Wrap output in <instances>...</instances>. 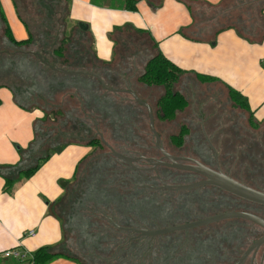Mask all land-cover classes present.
Instances as JSON below:
<instances>
[{
    "label": "rangeland",
    "instance_id": "rangeland-1",
    "mask_svg": "<svg viewBox=\"0 0 264 264\" xmlns=\"http://www.w3.org/2000/svg\"><path fill=\"white\" fill-rule=\"evenodd\" d=\"M17 1L19 3V13L26 23L29 24V27H31V31L35 38L40 40L42 45L46 44V42L50 45L52 42H48V40L50 41L53 39L55 33L58 32L52 30L51 26L50 28L45 27V29L43 27V30H41V27H39L40 25L38 26V22L40 23L42 20L41 15L38 16L34 4L26 2L27 0ZM68 1L69 3L72 2V0ZM256 1L257 0H255V2ZM113 2L116 4L122 3V0H113ZM123 2L125 3V1ZM247 2H249V0H226L224 7L220 8V12L224 15L227 14L233 19V21L237 19V22H235L240 25V30L243 34L259 38L264 34V31L261 28L262 18L258 14V10L256 11V5L249 6V3ZM261 5H264V3ZM54 8L55 7H53V9ZM60 10L59 7L56 6L55 14L52 17L51 22L57 17L65 18L64 16H67V8L62 10L65 11L64 14L60 13ZM200 10L202 12L203 10L207 11V15L208 11L215 14L211 8L206 10L201 7ZM202 12L199 14L202 15ZM256 16H259V21H257ZM222 18L227 20L226 18L228 17L222 16ZM65 19L67 22V17ZM66 22L61 26L60 32L58 33L60 36H58L57 41H55V39L52 40L54 42L51 45L52 47L58 46L60 39L69 38L72 43L69 46L73 49V57L76 58V62L78 63L76 64L79 65L82 62L81 65L85 66L86 64H83L82 61L84 53L83 49L84 47H90V45H92L91 38L87 33L84 34L80 31L77 26L69 29V27L66 26ZM54 23L55 22H53V25ZM80 23L82 22H79V24ZM3 31L4 23L0 17V84H8L10 86L14 84V86L17 87H19L20 84V86L26 88L27 84L30 83L29 80L21 77L16 71L5 72L7 67L2 68V65H11V58H5V55H2V53L8 50H12L13 52L16 50L9 44ZM131 37L132 38H128L129 43L132 42L133 39L136 41L138 40L139 42L144 43L143 45L141 44L144 49L150 44V42L147 41V38H144L143 36L137 37L133 34ZM131 44L132 43L129 45ZM125 45L123 44V46ZM153 53H155L154 48H150L149 53L144 54L140 59H138L139 56L136 57L134 61H132L133 59L131 60L130 57L127 59H120L114 64V68L105 67L100 63H96L97 68L93 72L103 78L102 80L108 88L118 90H126L130 88L132 90L133 85V89L135 88L143 98L139 95L138 96L150 104L154 115V126L161 137V145L169 153L174 156H190L192 158L200 159L201 161L206 159V161H208L213 167H220L224 173L239 181L242 179L240 182L246 185H252L253 188L254 186L264 188V119L259 126H255L252 120L250 122V115L248 112L232 105L227 87H224L221 84H204L198 82V79V81L195 80L196 82L192 80L184 82V80L181 81L183 75L173 88L174 90L182 91L181 93H183L188 100L187 107L182 109V111H179L174 118L168 120L157 118L154 112L156 100L165 92V89L161 86H150L145 89V85L140 84L137 81V77L144 70V64L147 57L153 55ZM62 94L61 90L59 93L57 92L54 94L52 97V99H54L53 101H55L56 98L58 99V96L61 97ZM64 98L63 109L65 111L70 109L68 111L74 114V116L77 118L81 117V111L84 108L83 104H80L75 100H68L67 96ZM23 102L30 103L26 97L23 98ZM54 104H57V102H54ZM124 106L125 104L122 102L121 98L113 97L112 100H110L109 107L103 105L98 108L97 120L93 126L92 135L95 134L94 130L97 131L98 133L96 132V135L103 138L113 148L117 146L116 149L114 148L116 151L119 150L118 152H120V150H127L128 154L123 152L120 153L135 158L137 159L136 161H138L139 156L147 158L154 157L153 159L163 160L161 159L162 153L156 146L155 136L151 130L148 110L145 107L141 108V111L135 109L128 110L127 107V109L123 108ZM117 108H121L120 111L123 115L118 112ZM107 110L110 111L108 112ZM36 112L39 111L36 110ZM119 115H121V118ZM182 125L188 127V133L184 137L181 146L175 145L171 141V136L173 134L178 135ZM130 127H133V130L131 134H128ZM129 138L133 139L130 143L131 148H125V145L129 143ZM94 150L95 149L89 151L93 152L91 155L92 157L90 156L85 163L81 164L77 172V181L81 185V194L84 193V198L85 196L89 197L91 187L99 189L106 185L107 178H105L106 175L104 174L107 171L112 173V175H107V177H111L114 184L117 183L121 188L127 189L128 191L135 187L136 182L133 176H131V171L126 170V168L131 167L139 170L136 161L132 162V164L128 162L129 165L126 164L127 161L125 163L114 161L113 166L116 169L114 172L112 169L113 166L108 164L110 161L105 160L102 158L103 156H101V154L105 155V153L111 151L108 146L103 149V151H100V149H97L96 151ZM142 170L144 169H141V171ZM149 175L156 177V179L158 178L161 181L156 188L157 190L160 189L165 192L164 196L162 194L158 197L155 195L157 199V201H155V206L160 208L158 212H154L157 214L152 213V211L148 213L150 216L148 221L159 226L157 228L173 226V224H164L161 217L170 222L171 219L175 221L179 214L190 216L188 217L190 219L184 220L185 222H181L180 224L202 219L219 212L232 210L252 211V213L264 218L263 206L254 204L248 200L236 198L225 190L212 187H208V189L212 190L210 191L209 198H203L202 201L191 200V204L188 205V212L183 213L182 206L179 202V193L174 192L169 194L171 189L165 187V184H190L199 181L200 177L176 172L174 168H167L166 166L161 167L159 165L154 166L153 171L150 172ZM77 181L73 182L74 185L71 187L70 193L75 189L74 186ZM61 183L64 185V183H67V180H63ZM202 189L205 191L207 190V187L206 189ZM147 193L149 194L150 199H152V192L148 191ZM209 200H211L212 203H210ZM86 202L88 203L89 201L87 200ZM150 203L151 201L149 204ZM164 204L176 209V213L172 217L166 216L165 212L164 216H162L160 210ZM87 205L88 206L86 207L88 208L84 209L85 212H87L84 213V217L87 219L90 217L88 221L89 226L91 227L89 228L88 234L94 239L89 237L88 234H82V229L77 228L76 230H66L65 240L70 243L71 247H69L67 251L71 255L78 256L81 260L90 264H156V260L163 264H199L196 262L200 260L202 262L201 264H233L257 239H259V237L264 234V231L261 228H258L255 225H250L245 228L246 232H249L247 233L249 236L246 237L249 238L242 239L240 233L235 231L233 235L226 233L227 235H224V239L218 238L217 240H209L218 235L215 233V229H212L213 225L209 224L207 227L201 226L188 230L161 234L155 237H150V239L147 240V238L141 239V236L143 235L140 236L139 233L135 231V229L146 228L141 226L140 222H137V224H120L118 221L113 220V226L119 228V230H116L110 222L108 224L105 221H100L105 217L99 213L101 210L106 211L105 215L112 219L111 216H113L112 214L115 215V213L111 210H115L116 207L109 206L108 208H104L98 205L95 208V205L92 202ZM58 209L61 211L62 208L59 207ZM149 209L151 208L149 207ZM63 210L64 209H62V212ZM82 212H84L83 209ZM153 221L157 222V224ZM146 229L156 228L149 227ZM130 230L134 231L136 234L127 233L130 232ZM239 238L240 240H245L240 246L238 245L240 244ZM88 240H98L97 247L88 244ZM125 241L128 242L129 248L120 255L117 251L118 249L115 251L116 248L113 243H123ZM87 254L94 256L87 258ZM113 254H116L115 258H111ZM96 255H99L101 258L107 257L108 260H106V263L103 262V260L99 261L101 258L95 257ZM123 258L125 261H121ZM242 264H264V244L258 248L255 256L252 251Z\"/></svg>",
    "mask_w": 264,
    "mask_h": 264
},
{
    "label": "trees",
    "instance_id": "trees-1",
    "mask_svg": "<svg viewBox=\"0 0 264 264\" xmlns=\"http://www.w3.org/2000/svg\"><path fill=\"white\" fill-rule=\"evenodd\" d=\"M13 1L16 8L18 9L19 8L18 1L17 0H13ZM138 1L139 0H125L126 9L136 11ZM26 2L33 3L36 9L39 11L40 13L39 15H41V19H42L39 23L40 25L39 27H41V30H43V27L45 29V27L50 28L51 26L52 30L58 33L60 32L61 26L65 24L66 22L65 18L67 16H64L65 18L57 17L56 19H53L52 21L55 22L54 25L53 22H51V19L55 14L56 6L59 7V10L61 9L60 13L64 14L65 11L62 10L64 8H67L66 5L67 3L64 2V0H27ZM247 3H249V6H253L254 4L256 5L257 8L256 11L258 10L259 12L258 14L262 18L261 28L264 31V5H261L262 3H264V0H257L256 2L255 0H249V2ZM53 7L55 8L53 9ZM203 8L207 10L210 7H203ZM213 11L215 12V14H213L211 11H208V14H211L212 16L207 17L208 16L207 11L203 10V12L201 11L202 16L205 17V20H208L209 18H217V21L220 22L221 24V29H224L226 27L230 28L233 26L239 27L238 30L240 32V36L248 40L249 42L258 43L264 41V34H262L259 38L247 34H243L242 31L240 30V25L236 23L237 19L233 21V19H231L227 14L224 15L222 12H220L221 10L219 8ZM222 16L224 17L227 16L228 17L226 18L227 20H224ZM0 17L4 23V31H3L4 36L9 42V44L16 49L14 52L12 50H8V52L5 51L4 53H2V55H5L4 56L5 58L7 59L11 58L10 59L11 65L9 66L2 65V68L7 67L5 72L16 71L21 77H24L30 81V83L27 84L26 88L20 86V84L19 87L14 86V84L12 85L13 87L8 84H0V87H8L13 89L15 101L22 108L29 111L37 110L39 111L38 113H40V116L37 118L35 125L34 138L30 142L28 148H26L25 150H21L22 159L20 163L16 165H0V173L4 174L3 191L9 192L14 186V183L17 181V178L32 177L41 168V166L50 159L51 154L55 152V148H57L58 146H64L68 144H82V145L90 146L92 149H95L94 151H96L97 149L103 151V149L107 147L105 144V140L99 137L98 135H96L97 131L94 130L95 134L92 135L93 126L95 125V122L97 120L98 108H100L103 105L109 107L110 100H112L113 97L121 98L122 102L125 104L123 108L125 109L128 108V110L135 109L139 111L141 108L145 106L137 102L129 93H126L124 91L119 92V91H111L106 89L103 86L100 79L97 76L93 75L94 73L93 71H95V69L97 68L96 63H100L105 67L114 68L113 66L117 61L124 58L127 59V57L129 56L128 49L131 47L132 44L134 43L140 45L144 44L143 42H139L138 40L136 41L133 39V41L130 42L132 44L129 45L130 43L128 38H132L131 36L133 34L137 35V37L143 36L144 38H147V41L152 42V45L154 47L155 46L158 47V42L154 41L152 36L150 34L148 35L147 34L148 32L144 30H140V29L134 30L129 26L116 28V30H114L113 32V36L115 40L114 58L112 61L107 62L100 60L95 55L91 33L87 29H83L80 26H78L80 31H82L84 34L87 33L90 36L92 42V45H90V47H84L83 49L84 53H83L82 61L83 64L86 65L82 66L81 65L82 62L79 65H77L78 63L76 62V58L73 57V49H71L69 46L72 43L69 38L60 39V43L58 44V46H53V47L51 44L54 41L52 40L55 39V41H57L58 36H60L58 33H55L53 39H51L50 41L48 40V42H52L50 43V45H48L49 43L47 42L46 44L42 45V42H40V40L35 38L34 34L31 31L29 32L27 38L17 39L14 36V33L11 27L9 26L5 15L3 14V12H1V9H0ZM256 17H257V21H259V16ZM24 23L26 22L24 21ZM146 34L148 35V37L146 36ZM46 41H47V37H46ZM123 44L126 45L123 46ZM24 49L26 50L30 49L29 51L30 53L28 56L31 59H29L27 56H20L19 54H17V56L14 57H10L9 55V53L11 54V52H13L12 54H14L16 53L17 50H24ZM32 51H34V53H32ZM12 58H14L15 60ZM55 67L64 68L68 71H73V73L60 72L54 69ZM185 73H187L186 69H183L181 66L177 65L171 59L166 57L161 51H158L148 60V62L144 67L143 72L137 77V81L140 84H143L147 87L161 86L165 89V92L162 95H160L156 100L154 112L157 118L166 119V120L174 118L179 111H182V109L187 107L188 105L187 98L184 96L183 93H181L178 90H174L173 88L174 85L179 81L180 77ZM196 78L199 80V82L202 83L219 81L217 77L206 74H199V73L196 74ZM227 89H228L229 98L233 106L248 112L250 115V122L252 120L255 126L261 125L263 120L259 121L256 119L255 111L252 109L248 97L244 93L235 89L232 86H227ZM60 90L62 91L63 94L61 95V97L58 96V99L56 98V100L53 101L54 100L52 99L53 95L56 94L57 92L59 93ZM65 96H67L68 100H75L80 104H83L84 108L81 111L83 116L81 114V117L77 118L76 116H74V114L68 111L70 109H67L66 111L63 109L64 108L63 102L65 100L64 98ZM24 97H26V99L30 101L29 104L23 102ZM54 102H57V104H54ZM120 109L121 108L119 109L117 108L118 112L121 113ZM107 111L109 112L110 110ZM119 117L121 118V115H119ZM132 130L133 127H130L128 130L129 132L128 134H131ZM187 133H188V127H186V125H182L179 130V134L178 135L173 134L171 136V141L175 145L181 146L184 137L187 135ZM132 140H133L132 138H129V143L125 145V148H131L130 143L132 142ZM114 148L116 149L117 146ZM120 152L127 153L128 151L120 150ZM92 153L93 152H89L78 162L76 169L74 171L73 180L68 186L67 193L56 202L57 208L55 214L62 219L65 232L68 229L76 230L77 228H80L82 229L81 230L82 234L85 235L89 233V228L91 226H89L88 219H90V217L88 219L84 217V213H87L85 212L84 209L88 208L86 206H88L87 204L91 202L95 205V208L98 205L104 208H108L109 206L116 207L115 210H111L113 213H115V215L112 214L113 215L111 216L112 219L108 218L105 215L106 211L101 210V212L99 213L103 217L105 216L103 219L100 220L101 222L105 221L108 224L110 222L112 226H113L112 224L113 220L118 221L120 224H124V223L137 224V222H140L141 226L146 228L159 227L148 221L150 217L148 213L151 211L152 213H154L155 211L158 212L160 209L158 206H155V201H157L155 195H157V197L160 194H162L163 196L165 195V192H163L160 189L157 190L156 188V186H158L159 183H161V181L158 178L156 179V177L149 175L150 172H152L153 170H147L149 172H144V170L141 171L131 167L126 168V170L131 171L132 174L131 176H133L136 182L135 187L131 188L129 191L127 189L121 188L117 183L114 184L113 179L111 177H107V175H112V173L107 171L104 174L106 175L105 178H107L106 185L104 187L103 186L100 187L99 189H95L94 187L93 188L91 187L90 188L91 192L89 197L85 196L84 198V193L81 194V187H80L81 185L77 181L78 178L77 172L81 164L85 163V161H87L88 158H90ZM101 156H103L102 158H104L105 160L110 161L108 163L110 166L114 165V161H121L124 163L126 162L124 159L116 157L111 151L105 153V155L101 154ZM126 164L129 165L128 162H126ZM112 169L114 172L116 171L114 166L112 167ZM182 173L190 176L193 175L184 171ZM193 176L199 177L200 174L195 172V175ZM74 181H77L76 185L74 186L75 189L70 193V189L74 185L73 184ZM206 187L207 190L204 191V189L202 188L206 189ZM208 187L223 190L222 188L213 185H204V186L201 185L195 188L185 189V190L183 189L172 190V191L170 190L169 194L174 192L179 193L178 194L179 202L180 205L182 206V212L187 213L188 205L191 204V200L202 201L203 198H209L210 191L212 190L208 189ZM254 188L258 190H264V188H259L256 186H254ZM148 191L152 192L151 193L152 199H150L149 194L147 193ZM232 195H234L236 198L244 199L235 194ZM87 200L89 201L88 203L86 202ZM150 201L151 203L149 204ZM209 202L212 203L211 200H209ZM252 203L264 207V205L262 204L256 202H252ZM59 207L64 209L63 212L62 209L61 211L60 209H58ZM149 207L151 209H149ZM82 209L84 212H82ZM160 211L162 213V216H164V212H165L166 216L168 217H172L176 213L175 208L169 207L166 204H164L161 207ZM188 217L190 216L179 214L178 217L175 219V221H173V219L170 220V222L173 223L166 221L165 219H163V217H161V219L164 221L163 222L164 224L175 225V224H180L181 222H185L184 220L190 219ZM154 223L157 224V222ZM207 225H203V227H207ZM210 225H213L212 229H215V233L218 235L215 238L212 237L209 240H217L218 238L224 239V235L226 233L233 235L235 231L237 233H240V237H242V239L249 238L246 237L249 236L247 235V233L249 232H246L245 228L250 225L252 226L255 225L256 227L261 228L264 231L263 227L244 218L223 219L214 223H210ZM133 226H139V225H133ZM113 227L116 230H119L118 227L115 226ZM127 233H135V232L130 231ZM89 237L94 239L91 235H89ZM143 238L144 236H141V239ZM242 239L240 240L239 238L240 240V244H238L239 246L243 243V241H245ZM88 244H91L93 247H97L98 240H88ZM113 245H115L116 248L115 251L118 249L117 251L120 255L129 248V244L126 241L123 243L122 242L113 243ZM32 255H33L34 264H48L54 259L61 256L78 259L77 261H79L81 264H90L88 262H85L84 260H81V258L78 256L71 255L67 251V249L57 250L55 247H49V246L39 247L35 252H32ZM92 256L94 255L91 254L86 255L87 258ZM115 256L116 254H113L111 258H115ZM95 257L101 258L99 255H96ZM102 260L103 262L106 263V260L108 259L107 257H102L101 259H99V261ZM121 261H125V259L123 258ZM21 262L24 263V261ZM155 263L163 264L161 262H157V260L155 261ZM196 263L201 264L202 262L200 260L197 261Z\"/></svg>",
    "mask_w": 264,
    "mask_h": 264
},
{
    "label": "crops",
    "instance_id": "crops-1",
    "mask_svg": "<svg viewBox=\"0 0 264 264\" xmlns=\"http://www.w3.org/2000/svg\"><path fill=\"white\" fill-rule=\"evenodd\" d=\"M123 1L116 4L113 0H64L68 8L66 26L71 29L78 27L79 22L86 24L95 55L107 62L114 58L116 28L144 30L158 42V47L152 42L145 49L132 44L128 49L132 61L149 53L150 48L155 53L161 51L187 70L181 81H198L197 73L217 77L219 81L204 84L232 86L241 91L248 97L256 119H264V41L249 42L240 36L239 27L221 29L217 18L205 20L199 14L200 7L220 9L226 0H139L136 11L126 9ZM0 9L14 36L27 38L31 27L24 23L14 1L0 0ZM29 51L17 50L9 55L29 58ZM153 55L147 57L144 67ZM132 90L140 96L133 85ZM0 100V165H16L22 159L21 150L28 148L34 138L40 113L19 106L13 89L8 87H0ZM91 149L82 144L62 146L32 177L17 178L9 192L3 191L4 174L0 173V252L14 247L29 252L42 246L57 250L71 247L65 240L62 219L55 214L56 202L67 193L78 162ZM63 180L68 184L62 185ZM30 230H35L36 235L30 236ZM77 260L61 256L48 264H81ZM0 264L25 263L1 257Z\"/></svg>",
    "mask_w": 264,
    "mask_h": 264
},
{
    "label": "water",
    "instance_id": "water-1",
    "mask_svg": "<svg viewBox=\"0 0 264 264\" xmlns=\"http://www.w3.org/2000/svg\"><path fill=\"white\" fill-rule=\"evenodd\" d=\"M79 26L83 29H87L86 28L87 26L84 23H80ZM54 69H56L60 72L73 73V71H68L64 68L55 67ZM93 75L97 76L100 79V81L102 82L103 86L106 89L111 90V91L127 92L137 102L144 105L148 109L149 117H150V126H151V130L155 136L156 146L163 152L164 156L170 160V162H166V161H162V160L158 159V160L153 162L151 158H145L149 163L153 164V166H156L159 164H164V165L171 166V167H174L177 169L196 172V173L205 177V179L199 180V181L194 182V183L184 184V185H182V184H178V185L165 184V187H167L168 189H171V190H180V189H189V188L200 186V185H213V186H217L219 188H222L223 190L230 192L232 194H235V195H237L241 198H244L246 200L264 205V191H261V190H258L256 188H253L249 185H246V184L240 182L239 180L235 179L234 177L224 173L222 170L214 169V168H212V167H210V166H208V165H206V164H204V163H202L196 159L188 158V160L193 162L192 164H186V163L179 162L178 160H180L181 158L170 154L167 150H165L162 147L161 137H160L159 133L156 131L155 126H154V115H153V110H152L150 104L147 103L146 101L142 100L136 94L135 91H133L131 89H129V90H118V89H114V88H108L105 85V83L103 82L102 78L98 74L93 73ZM106 144H107L108 148L117 157L122 158L131 164H132V162H135L137 160L135 158L129 157L125 154H122V153L116 151L108 142H106ZM55 150L61 151L62 146H58L57 148H55ZM64 185H66V183H64ZM51 210H52V206H51ZM229 218L248 219V220L254 222L255 224L264 228V218H262L261 216L254 214L252 212H248V211L232 210V211L219 212V213L207 216V217L202 218V219H198V220H194V221H190V222H186V223H182V224H177V225H173V226H167V227L156 228V229H146V228L135 229V231L137 233H139L140 236L143 235V236H148V237H155V236L161 235V234H167V233H171V232H175V231L188 230L191 228L200 227L203 225H207L210 223H214V222H217V221H220L223 219H229ZM124 229H127V228H124ZM262 244H264V235L262 237H260L259 239H257L244 252V254L240 257V259L237 260L233 264H242L252 251H253L254 256H255L258 248Z\"/></svg>",
    "mask_w": 264,
    "mask_h": 264
},
{
    "label": "flooded vegetation",
    "instance_id": "flooded-vegetation-1",
    "mask_svg": "<svg viewBox=\"0 0 264 264\" xmlns=\"http://www.w3.org/2000/svg\"><path fill=\"white\" fill-rule=\"evenodd\" d=\"M130 88H128V89H126V90H129ZM127 93V92H126ZM98 133V132H97ZM156 143V142H155ZM163 147V146H162ZM159 149V148H158ZM160 150V149H159ZM160 152L162 153V156H161V159H163L162 161H166V162H170V160L169 159H167L165 156H164V154H163V152L160 150ZM171 154V153H170ZM176 157H179V158H181L180 160H178L179 162H181V163H186V164H192L193 162L192 161H190V160H188V158H192V157H190V156H176ZM145 158H147V157H143V156H139L138 157V161H136V164H137V168H139V170H141V169H144V171H147V170H153L154 169V166H153V164H151V163H149ZM154 157H152L151 159H152V161L154 162V161H156V160H158V159H153ZM192 159H196V160H198V161H200V162H202V163H204V164H206V165H208V166H210V167H212V168H214V169H219V170H221L220 169V167H217V166H212V165H210V163L208 162V161H206V159H204L203 161H201L200 159H197V158H192ZM159 165H161V166H166L167 168H174V167H171V166H167V165H164V164H159ZM176 169V171H179V172H187V173H190V174H193V175H195V172H192V171H186V170H181V169H177V168H175ZM161 177V176H160ZM200 177V180H203V179H205V177L204 176H202V175H200L199 176ZM201 186V185H200ZM131 231V230H130ZM144 238H147V240L148 239H150V237H148V236H144ZM143 238V239H144ZM240 259V257L237 259V260H239Z\"/></svg>",
    "mask_w": 264,
    "mask_h": 264
},
{
    "label": "built area",
    "instance_id": "built-area-1",
    "mask_svg": "<svg viewBox=\"0 0 264 264\" xmlns=\"http://www.w3.org/2000/svg\"><path fill=\"white\" fill-rule=\"evenodd\" d=\"M30 236H35V230H30L28 232ZM5 257L8 259H13L16 261H24L25 264H34L32 252H29L21 247H14L3 250L0 252V258Z\"/></svg>",
    "mask_w": 264,
    "mask_h": 264
}]
</instances>
